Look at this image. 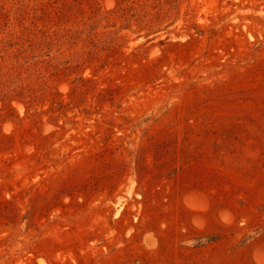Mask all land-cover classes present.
<instances>
[{
	"label": "rangeland",
	"instance_id": "1",
	"mask_svg": "<svg viewBox=\"0 0 264 264\" xmlns=\"http://www.w3.org/2000/svg\"><path fill=\"white\" fill-rule=\"evenodd\" d=\"M0 264H264V0H0Z\"/></svg>",
	"mask_w": 264,
	"mask_h": 264
}]
</instances>
